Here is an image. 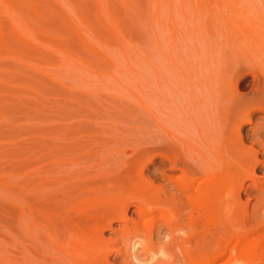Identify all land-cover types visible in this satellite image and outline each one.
<instances>
[{
  "label": "rangeland",
  "instance_id": "obj_1",
  "mask_svg": "<svg viewBox=\"0 0 264 264\" xmlns=\"http://www.w3.org/2000/svg\"><path fill=\"white\" fill-rule=\"evenodd\" d=\"M0 264H264V0H0Z\"/></svg>",
  "mask_w": 264,
  "mask_h": 264
},
{
  "label": "bare ground",
  "instance_id": "obj_2",
  "mask_svg": "<svg viewBox=\"0 0 264 264\" xmlns=\"http://www.w3.org/2000/svg\"><path fill=\"white\" fill-rule=\"evenodd\" d=\"M243 252L245 253V254H254V252H255V247H254V245L253 244H251V245H248V246H246L245 248H244V250H243ZM253 256V255H252ZM256 257V256H255ZM254 257V258H255ZM251 258H253V257H251ZM250 258V259H251Z\"/></svg>",
  "mask_w": 264,
  "mask_h": 264
}]
</instances>
